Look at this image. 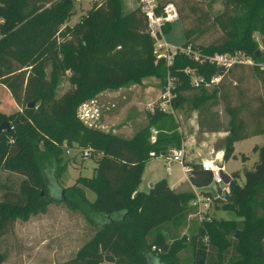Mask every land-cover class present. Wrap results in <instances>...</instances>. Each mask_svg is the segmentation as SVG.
<instances>
[{
	"label": "trees",
	"instance_id": "obj_1",
	"mask_svg": "<svg viewBox=\"0 0 264 264\" xmlns=\"http://www.w3.org/2000/svg\"><path fill=\"white\" fill-rule=\"evenodd\" d=\"M231 4L244 11L236 17L222 11L213 18L222 32L219 41L194 44V31L186 28L182 29V46L201 56L243 53L253 60L250 68L264 87L258 65L264 57L254 56L257 44L252 38L253 32L264 36V0H226L225 8ZM72 14V0H0V84L20 108L8 116L0 115V124L9 122L10 126L0 133V170L24 177L17 191L7 189L0 195V237L11 231L17 219L45 213L43 198L47 195L50 201L84 216L93 231L74 257L59 264H183L173 255L183 247L181 240L173 237L168 243L166 237L194 213L190 205L193 193L174 192L163 179L146 192L137 190L145 162L167 158L182 147L175 127L167 125L171 113L156 108L147 112L146 124L125 138L84 126L77 109L101 90L139 83L145 77L158 79L162 89L168 75L173 79L171 108L185 104L195 111L201 133L225 132L215 147L226 161L233 157L234 142L264 134V95L257 97V105L250 111L253 126L247 129L240 116L242 102L231 105L225 101L219 84L212 89L203 84L194 87L183 73V69L193 68L208 81L238 65L224 70L178 51L169 65L162 58L155 60L142 14L136 6L123 12L121 0H98L85 17L67 26ZM170 29L171 24H165L162 32ZM65 76L70 87L57 96ZM218 102L227 116L224 128L211 111ZM150 129L156 131L153 142L149 141ZM72 143L81 149L90 147L100 158L93 177L62 188L57 183V176L65 171L62 148ZM251 151L256 153V161L241 171L240 184L235 180L238 172L230 173L228 194L224 195L230 196L224 206L235 218L200 222L190 236V243L201 253L193 264H264V144L252 146ZM182 165L189 183L208 195L210 171L199 162ZM47 166L52 169L51 177L45 174ZM83 188L94 192L93 201L85 197ZM204 237L206 245L201 243ZM3 261L0 253V264Z\"/></svg>",
	"mask_w": 264,
	"mask_h": 264
},
{
	"label": "rangeland",
	"instance_id": "obj_2",
	"mask_svg": "<svg viewBox=\"0 0 264 264\" xmlns=\"http://www.w3.org/2000/svg\"><path fill=\"white\" fill-rule=\"evenodd\" d=\"M160 1H170L177 10V20L171 23L170 31L163 37L170 49L176 48V50L184 48L182 46L184 41L182 29L189 28L194 31L191 36L194 39V44L206 45L219 41L222 37L218 25L213 22L215 16L225 11L229 16L236 17L244 11L243 7L234 4H231L232 8H225L226 0ZM95 2L98 0H72L73 14L66 21V25L73 26L82 17H85ZM121 4L122 11L127 12L136 6V0H121ZM252 38L257 44L258 53L264 57V36L258 32H253ZM190 51L197 53L195 50ZM258 65L259 68L264 69V58ZM250 67V65L238 64L231 69V72L226 71L223 77L220 76L217 82L221 85L220 91L226 96L225 101L231 105L242 102L244 108L241 110L240 116L246 122L247 129H251L253 126L250 111L256 107L257 97L264 95V87ZM192 70L194 72L193 68ZM262 75L264 77L263 70ZM66 77L61 80L58 86L57 96L62 95L70 87ZM236 78L240 80L236 81ZM217 84L207 88L212 89ZM160 87L158 79L145 77L139 83L127 84L117 89L101 90L97 94L104 92L103 95L96 97V94L79 105L77 116L86 127H93L122 137L132 135L146 124V102L147 100H156ZM84 105L88 109H92L90 113L94 114L93 118L84 117ZM94 109L97 110L96 115ZM16 111H20V108H17L8 90L0 84V115L8 116ZM211 111L215 114V118L221 127L224 128L227 116L223 111L222 102L213 106ZM172 113L171 120L168 121L167 125L175 127V131L183 140L181 141V146H183L185 135L190 132L188 127L192 116L196 121V112L189 109L185 104H179L175 109H172ZM255 136L257 137L237 141L233 157L224 166L229 176L233 171L238 172L239 176L235 180L239 184L243 182L241 171L250 169L253 162L256 161V153L251 152V147L254 144L258 146L264 144V134ZM194 139L193 142L197 145L199 140L196 137ZM183 147L179 149L181 155H183ZM184 149L188 150L187 148ZM66 150L69 152L66 153ZM241 155H246V158L241 159ZM61 157V165L65 166V171L57 176V183L60 187L67 188L77 181L87 180L95 175V166L100 158V153L92 152L85 156L80 152L79 146L72 143L70 146L62 148ZM185 158L192 159L193 157ZM168 162L169 178L177 180V190L189 191V183L181 169L182 162L179 163L174 160ZM215 162L217 163V161ZM164 165L165 158L152 159L149 162L148 172H157L163 176L166 173ZM45 174L47 177H51L53 175L52 169L47 166ZM145 178L146 175L140 184L141 190L145 188ZM23 179L24 177L18 173L0 170V195L7 189L17 191ZM83 191L89 201L95 199L93 191L88 188H83ZM43 199L47 204L45 213L32 215L26 220L17 219L11 231L0 237V253L4 256V261L1 264H59L74 257L77 250L92 236V227L84 216L71 211L63 203L50 201L47 195ZM216 199V202L212 199L209 208L201 213L200 218L196 215L186 218L183 225L168 233L166 237L168 243L173 237L181 240L183 247L173 252L179 262L193 264L195 260L201 257L197 247L190 243V236L196 233L202 220L208 218L230 220L235 218L234 213L224 206L227 200L225 198ZM201 243L207 244L205 237L201 239ZM153 264L158 263L155 261Z\"/></svg>",
	"mask_w": 264,
	"mask_h": 264
},
{
	"label": "built area",
	"instance_id": "obj_3",
	"mask_svg": "<svg viewBox=\"0 0 264 264\" xmlns=\"http://www.w3.org/2000/svg\"><path fill=\"white\" fill-rule=\"evenodd\" d=\"M136 7L138 8L139 12L142 14L145 23H146V31L149 37L153 41V55L155 60L160 58L165 60V63L169 65L172 60V56L175 54L176 51L183 53L188 58L201 63L206 62L208 64L214 65L216 67H222L224 70L230 68L233 65H251L252 59L244 55L240 52L234 53H214L212 55H199L194 51H190L189 47H184L182 49L173 48L170 49V46L164 40V33L162 32V27L165 24H171L172 22L177 20V10L173 3L169 1L161 2L160 0H136ZM264 73V69L261 68ZM183 73L189 76L190 84L194 87L198 86L199 84H203L205 87L213 86L217 84L220 76H213L210 77L208 81H204L201 76L196 75L191 68L183 69ZM172 78L166 75V81L160 89L159 94L154 101L146 102V110L149 113H152L153 110L159 109L162 112H169L172 113L171 103L170 100L174 97L172 92L173 84ZM92 110V109H91ZM90 109L86 105L83 107V115L84 117L93 118L94 114H91ZM95 115L97 114V110L94 109ZM156 131L150 129V137L149 141H154V135ZM63 147L66 148L64 144ZM69 150H66L68 153ZM80 152L85 156H88L92 153V149L90 147L81 149ZM180 150L178 152L172 151L171 156L165 158L166 165L169 160L174 161H181V154ZM200 167L204 170H208L211 173V182L207 187L208 195H204L199 192L198 189L192 191L193 199L190 201V205L194 208V213L188 216V218L193 216H198L200 218L201 213L207 210L212 202V199L222 198L224 199V195L228 193L227 184L222 183L221 178L218 174L219 170L223 171L222 165L215 162V159L209 160H200L199 161ZM185 171L187 170L186 167L182 166ZM151 250H154L156 253L159 252V249H154L151 247Z\"/></svg>",
	"mask_w": 264,
	"mask_h": 264
},
{
	"label": "crops",
	"instance_id": "obj_4",
	"mask_svg": "<svg viewBox=\"0 0 264 264\" xmlns=\"http://www.w3.org/2000/svg\"><path fill=\"white\" fill-rule=\"evenodd\" d=\"M114 92H116V91H114ZM103 94H104V92H100L99 94L96 95V97H98L99 95H103ZM147 102H148V100H147ZM17 108H18V106H17ZM189 124L190 125H189L188 129L190 132H188V134L185 135V138H184L185 142L182 143L184 147L182 146L183 147V149H182L183 155H181V161L182 162H199L200 160L215 159V161H217L218 164L222 165L223 171L225 173H228L225 171L224 166L229 161L230 158L226 161H222L221 160L222 151L218 147L217 148L215 147L217 142L219 140H221L225 136L226 133L225 132H203V133H199L197 131L196 121L194 120L193 116L190 119ZM130 136L131 135H127V136H123V137L128 138ZM194 137H196V139L199 140L197 145L193 142V141H195ZM252 137H257V136H251L248 138H252ZM190 138H191V140H190ZM248 138H246V139H248ZM236 143H237V141L233 143V155H234V149H235ZM254 145H256V144H254ZM256 146H258V145H256ZM184 148H187L188 150H186ZM253 153H255V152H253ZM185 157H193V158L192 159H186ZM243 157L245 159L246 155H243ZM155 158H162V157L150 158L147 162H145L143 169H142V172H141V175H140V182L137 186V190L142 191V192H146L148 190V188H150L153 183H155L156 181H158L160 179H163L166 182L167 187L170 188L172 191L184 192V191L177 190V188H176L177 187V180H172L171 177L169 178V169H168V163L169 162H167V165H166V159H165V165H164L165 169H166L165 175L162 176V174H159L157 172H148L149 162H150V160L155 159ZM177 162H179V161H177ZM182 166L183 165L181 163V169L183 171V174H184L187 182L189 183V181L187 179L186 171ZM144 175H146L145 183H144L145 188H144V190H141L140 184L144 179ZM189 186H190L189 191L192 192L195 188L190 183H189Z\"/></svg>",
	"mask_w": 264,
	"mask_h": 264
},
{
	"label": "water",
	"instance_id": "obj_5",
	"mask_svg": "<svg viewBox=\"0 0 264 264\" xmlns=\"http://www.w3.org/2000/svg\"><path fill=\"white\" fill-rule=\"evenodd\" d=\"M254 56H259V53H258V50L256 49L255 51H254ZM33 102H31L30 103V107H32L33 106ZM9 123L8 122H2L1 124H0V133L2 132V131H8L9 130ZM218 174H219V176H220V178H221V181H222V183H224V184H228L229 183V180H230V176L227 174V173H225L224 171H222V170H219L218 171ZM225 199L227 200V201H229L230 200V196L229 195H226V197H225Z\"/></svg>",
	"mask_w": 264,
	"mask_h": 264
}]
</instances>
